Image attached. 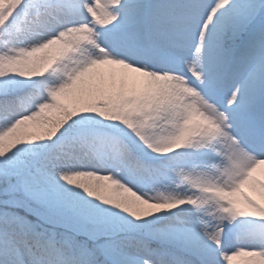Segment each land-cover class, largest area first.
I'll return each instance as SVG.
<instances>
[{
  "label": "snow or ice",
  "instance_id": "obj_1",
  "mask_svg": "<svg viewBox=\"0 0 264 264\" xmlns=\"http://www.w3.org/2000/svg\"><path fill=\"white\" fill-rule=\"evenodd\" d=\"M0 264H264V0H0Z\"/></svg>",
  "mask_w": 264,
  "mask_h": 264
}]
</instances>
